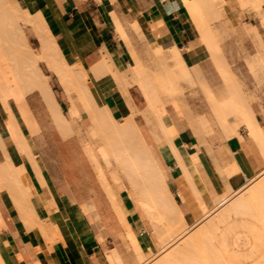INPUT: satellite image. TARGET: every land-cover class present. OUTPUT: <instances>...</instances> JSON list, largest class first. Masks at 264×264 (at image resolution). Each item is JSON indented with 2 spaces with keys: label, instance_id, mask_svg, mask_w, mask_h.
I'll return each instance as SVG.
<instances>
[{
  "label": "crops",
  "instance_id": "0c3cea01",
  "mask_svg": "<svg viewBox=\"0 0 264 264\" xmlns=\"http://www.w3.org/2000/svg\"><path fill=\"white\" fill-rule=\"evenodd\" d=\"M20 1L33 11L38 10L43 14L50 33L68 61L75 59L71 47L73 44L88 66L96 64L103 56H109L115 66L128 62L127 69L119 70L124 72L132 83L136 81L138 84L143 74L148 77L138 54V51L144 49L147 44L168 43L171 56L172 49L175 48L184 63L180 48L175 43L190 37L191 25L189 27L188 12L181 0ZM109 8L116 13L118 20L125 27L127 23L136 22L143 39L138 41L130 34L128 36L129 32L126 31L125 36L129 43L126 44L118 35L111 17L108 16ZM47 75L49 76L48 85L64 119L68 122H66L68 127L70 126V133H66L64 127L57 125L37 91H32L31 96L26 95L39 129L30 134V138L32 137L31 141L33 140L36 158L44 173L46 185L39 182L30 167L28 170L32 175V189H34L31 202L38 209V217L44 220L46 226L52 228L58 239L52 244V253L46 254L41 249L38 250L39 238L24 228L22 221L15 213L14 204L8 192L2 191L0 192V212L6 224V228L0 235V258L3 264H37V261L40 264H136V260L139 263L151 264L153 262H148L144 258L145 250H151L153 246L150 227L151 232L159 238V252L163 253L159 256L161 258L166 250L176 247L192 232H196L204 222L210 220L209 217L213 213L207 215L208 217L200 214L199 202L210 197L211 204L213 203L210 209L214 207L213 212H215L228 201V190L231 187L234 190L233 193L241 194L251 181H255V185L248 191L246 198H238L221 210L224 211L225 217L218 224L213 243L224 257L233 256L223 236L224 232L230 228L229 219L242 211L245 201L260 198L264 201V124H260L256 119L249 102L238 95L239 93L230 98L234 101L230 107H226L225 123L227 109L238 110L246 133L241 137L236 130H231L224 123L226 133L224 134L228 137L226 155L223 156L218 150L210 149L211 159L206 156L200 160L202 163L200 167V146H198L201 139L200 128L207 119L194 118L196 127L185 125V131L191 135L196 146V149L191 151L184 147L185 154L171 153L167 141L158 140L159 149L163 153L162 160L175 166L170 177L153 154V149L147 141L149 134H144L139 126L157 168L158 176H155V179L158 186L150 195L148 193L150 191L149 175L145 173V186L136 194L129 179L128 187L119 182V171L115 164L112 165L110 174H106L111 179L114 174L112 172L117 173L118 181L111 179L116 184L112 185L110 182L113 201L111 194L103 184H100L101 180H98V164H100L98 156H101L93 150L96 156L94 159L87 149V144L90 145L88 140H93L91 133L96 134V126L85 110L78 109V116L70 114L68 110L70 101L61 82L52 71H49ZM52 75L56 78L55 83L49 81ZM110 78L100 80L98 85L105 93L104 99L111 116L121 120L127 115L130 104L136 107L137 98L132 91L134 85L130 84L126 94H123ZM148 79L155 86L149 77ZM139 87L145 96L140 84ZM214 99L217 102H223L215 97ZM246 116H250L249 122ZM134 120L136 122L135 117ZM174 125L179 132L175 122ZM83 127H85L83 133L87 139L82 137L84 136ZM180 141L184 144L181 138ZM82 144L95 169L97 167V175L89 161L79 154V147ZM102 144L105 145V143ZM102 160L105 167L114 162L112 158ZM16 161L21 160L16 158ZM211 170L212 176H216L222 183L212 179L209 174ZM202 174L205 176L203 177ZM171 182L176 185V194L181 205L177 203L169 189ZM220 185L223 186L220 187ZM214 186L220 187L219 190ZM208 188H212L215 194L211 195ZM115 204L120 205L123 210L125 222L120 220ZM165 206H168L170 210L165 212ZM149 207L151 212L147 209ZM262 208L260 216L264 219V205ZM179 212L182 213L181 217L185 224L179 230L168 233L166 227L168 221L177 222L180 219ZM193 213L197 215L194 216ZM189 215L193 218V222L187 224ZM120 225L123 228H120ZM127 226L134 230L139 249H135L127 237ZM137 232H139L138 235ZM3 243L6 244L3 246ZM17 253L21 258L19 260H17Z\"/></svg>",
  "mask_w": 264,
  "mask_h": 264
},
{
  "label": "bare ground",
  "instance_id": "6f19581e",
  "mask_svg": "<svg viewBox=\"0 0 264 264\" xmlns=\"http://www.w3.org/2000/svg\"><path fill=\"white\" fill-rule=\"evenodd\" d=\"M237 1L241 8L246 7L254 9L257 12L256 14L261 15V23L264 21V15H262L264 0ZM181 2L200 35L206 37V35L209 34L210 36L211 27L209 26L208 19L219 20L221 16H223L225 1L181 0ZM52 12H54V10ZM108 16L113 19L120 37L127 39L122 24L111 8L108 9ZM47 17L48 16H46V18ZM44 19L40 11L37 10L32 12L28 10L20 0H0V192H8L14 204L15 213L22 221L24 228L28 232L34 233V235L39 238L40 245L38 246H40V248L37 246L39 248L38 250L41 249V251L49 254L52 253V244L58 238L52 228L46 226L44 224L45 222H43L44 220L38 217V209L31 202V194L34 192V189H32V175L28 168L30 167L33 170L34 175L40 183L45 184L46 182L44 173L36 158V150L32 143L33 140L31 141L32 137L30 138V134H33L39 129L35 116L26 100V94L31 90L37 91L43 104L46 106L57 125L64 127L66 133H70V126L68 127V122L64 119L60 107L53 97L52 91L48 85L49 76L42 72L38 64L39 61H42L47 69L52 71L61 82L70 101V106L68 108L70 114L72 116L79 115L76 101L79 102L83 110L88 113V116L97 128L96 130H98L101 136H104V140L108 144L109 152L113 154L114 159L117 161V169L123 168L136 194L145 186V173L149 175V185L151 184L152 188L155 189L158 186L155 179L158 173L155 162L150 156L145 144L140 127L134 120L138 109L130 104L126 116L121 120L113 118L104 99L105 93L98 85L100 80L111 77L117 83L120 91L126 94L127 87L132 84V81L124 72L120 71L114 65L109 56H103L101 60L92 66L86 65L73 44H71V47L75 59L68 61L66 56L61 53V48L56 44L55 38L50 33L47 22ZM135 27V29L139 27L137 23H135ZM24 28L34 35L38 41L36 50H32L27 43ZM252 29L255 35H257V31L254 27ZM202 37L201 39L204 40V43L207 37L205 39ZM218 43L219 42H217V44ZM157 50L159 49L157 48ZM157 50L156 52H159ZM172 56L173 59L177 61V64H180L179 66L182 73H185L183 77L187 79L190 78V74H187L188 71L175 48L172 49ZM219 56L220 55L216 56V58L218 57V62L221 58ZM220 64L221 67H224L220 68ZM220 64L217 65L219 70L225 69V72L231 74L230 69L227 68V64V67L222 65V63ZM227 73H223V77L224 74L226 77ZM186 75H189V77ZM229 78L228 80H230ZM189 81H191V79H189ZM139 84L144 90L147 101L144 112L139 110V112L141 111L140 114L144 115L146 119H150L151 117L154 118L157 125L162 128L164 133L161 132L163 135H166L164 138H166L169 144L171 153L175 155L185 154V146L180 141V134L174 125V119H172L174 116L171 115V117L169 111L166 110L167 108L165 109L163 104V102H167L163 101L165 98L162 102V98L160 99L159 97L164 96V94L158 95L159 92H157L156 87L151 84L145 74H143ZM164 86L171 89L170 82H168V86L167 84H164ZM166 87H164L165 91H168L169 89H166ZM167 91V94L170 93V91ZM236 93H239V91L237 89L234 90L233 87L232 94ZM169 98H171L170 94ZM170 100L173 105V107L171 106L173 108L172 110L175 109L176 115L183 120V124L187 127H196V122L190 109L186 106V103L175 100L174 98ZM233 101V99H230L228 102H217L214 98L210 100L211 110H213L218 117L223 127L225 123L226 107H230ZM170 102L169 104L171 105ZM246 119L249 122L250 116H246ZM2 130L3 132H1ZM87 149L92 157L96 159L95 153L89 144H87ZM16 158H19L21 161L17 162ZM106 174L101 164H98V176L100 178L98 179L101 180V184H103L106 190L111 194L112 200L114 201L110 182L111 179L118 181L117 173L112 172L113 177L111 179L107 177L108 175ZM210 200V197L209 199L206 197L198 203L199 213L206 217L214 213V207L212 210L210 209L213 205ZM44 207L47 208L45 204ZM115 207L120 215V220L125 222V215L120 205L115 204ZM142 207L145 208V205L142 204ZM147 209L151 212L150 207ZM167 210L169 211L170 208L165 206V212ZM181 214V212L178 213L180 219L177 222L170 223L168 221L166 225L168 233L179 230V228L185 224ZM193 215L196 216L197 213H193ZM224 217V211L218 212L214 217L205 222V224L201 225V228L199 227L196 232L177 244L176 247L166 250L161 258L151 264H192L193 262H181L184 257L190 256L191 254L199 258L198 261H195L197 258L195 259V257H193V259H195V263L193 264H224L223 259H225V257L216 249L213 243L215 231L218 224L224 220ZM5 228L6 224L0 212V235ZM127 237L134 248L139 249L135 232L128 226ZM5 244L3 243V246ZM196 250L197 255H194ZM17 258V260H19V253H17ZM200 258L201 260L203 259L202 263L199 262L201 261ZM189 261L191 262V260ZM261 261L262 260H259V263L256 262V264H263L264 261ZM225 263L228 264L227 262ZM229 263L231 264L230 261ZM0 264H3L1 258ZM37 264H40V262L37 261Z\"/></svg>",
  "mask_w": 264,
  "mask_h": 264
},
{
  "label": "rangeland",
  "instance_id": "374dc122",
  "mask_svg": "<svg viewBox=\"0 0 264 264\" xmlns=\"http://www.w3.org/2000/svg\"><path fill=\"white\" fill-rule=\"evenodd\" d=\"M224 1L225 6L223 16H221L219 20H211V18L208 19L211 30L210 36L209 34H207L208 36L206 35L207 39L204 43V40L201 39L202 36L200 35L196 26L192 23L189 14V27L191 25L190 37L188 39H184L183 41H178V43H175L176 46L180 48L179 51L181 53L182 59L184 60L185 68L188 71V73H186L190 74V78L187 79L183 77L185 76V73H182V70H180L179 66L180 64H177V61L173 59V56H171L170 49H168V43H164L163 45L147 44L144 49L138 51L139 57L141 58V61L143 63L144 70L148 77L155 84L157 92H159L158 95H162V93L164 94V96L162 97L159 96L160 99L162 98L161 101L165 98V100L163 101L170 102V99L174 98L175 100H179L180 102H185L186 106L190 108V112L193 118L207 119L206 123L203 124L200 128L201 139L198 143V146H200L199 162L206 156L211 159L209 156L210 149L218 150L223 156H225L227 153L226 140L228 139V137L225 136L226 133L224 127L221 125L220 120L215 115L213 110H211L210 100L212 98L215 97L219 101L228 100L234 95L232 94V90L234 87V90L237 89L239 91L238 95H241L244 100L251 104L255 113V117L260 122V124H264V21H262L261 23V15L256 14L257 12L254 9L246 7L241 8L237 0ZM22 4L24 5V7H27L28 10L33 12L32 8L28 7L25 3ZM262 15H264V5L262 6ZM135 23L136 22H133L132 24L127 23L126 27L124 25H122V27L124 33L127 31V33L129 32L128 36L130 34L138 41H140L143 39L142 33L140 32L139 27L135 29ZM114 27L117 31L115 23ZM253 27L257 31V35H255V33L253 32ZM24 30L27 43L32 48V50H36L38 41L36 40L34 35L27 31L26 28H24ZM206 37L202 38L205 39ZM123 39L126 44H129L127 39ZM217 42L219 43L217 44ZM164 45L166 46L165 48L162 47ZM157 48L159 50H157ZM156 50L159 52H156ZM218 55H220L219 57H221L219 59V62L218 57L216 58V56ZM220 63L225 66L227 64L228 67H226L230 69L231 74L225 72V69L219 70V67L217 65H219ZM38 64L45 74H49L50 70L45 67L43 62L39 61ZM128 64L129 63L126 62L123 65L116 64V66L118 69L124 70L128 68ZM219 66L220 68L224 67H221V64ZM223 73H227V76L225 77L224 74L223 77ZM186 76L189 77V75ZM228 78L230 80H228ZM189 79H191V81H189ZM110 80H112L117 87V83L112 78H110ZM49 81L55 83L56 78L54 77V75L51 76V80ZM168 82H170L171 89L164 86V84H167L168 86ZM132 85H134L132 91L135 94L134 96L137 98L135 104L136 108L138 109V112L135 115L136 123L141 127V130L144 134H149V136L147 137V141L153 149V154L157 162L162 166V168L167 172V175L170 177L171 171L172 169H175V166L173 164H168L167 162L165 163L162 160L161 154L163 153L158 146V140H166V138H164V136L166 137V135H163L164 132L162 131V128L157 125L154 118L151 117L150 119H146L144 115L140 114L141 111L144 112L145 107L147 106V101L141 88L139 87V84L135 81L132 83ZM164 87H166V89L168 88L169 90L166 91H170V93L167 94ZM32 91L33 90L29 91L26 95L29 94V96H31ZM169 94L171 98H169ZM10 102L12 103L11 100ZM169 102L167 104L163 102L164 107L165 109L167 108L166 110L169 111L170 116H174L171 117L172 119H174L175 124L179 127L180 138L184 142L185 148L188 151L196 149L191 135L187 131H185L186 127L185 125H183V120L176 115L175 109L172 110V102H170L171 105L169 104ZM76 104L79 110H83L79 102L76 101ZM139 110L141 111L139 112ZM216 119L218 120V122ZM225 124L231 130H236L237 134H239L240 136H244L246 133V129L244 128L243 123L240 121V112L238 110L227 109ZM232 126H234V128H232ZM1 132H3V130ZM83 132H85V127L82 128V133ZM83 134L84 136L82 135V137H85L87 139L85 133ZM91 134V139L93 140L88 141L95 153H99L102 157H99L97 154L99 163L102 165L106 173L110 174L112 165H117V161L114 159L113 154L109 152L108 144L104 140V136L102 135V137L98 130H96V134ZM102 143H105V145H103ZM205 147L209 148V150ZM79 149V154L89 161V163L94 168V172H96L97 175V167L95 169L93 162L85 151L84 144H82ZM108 158H112L114 162L105 167L102 159L106 160ZM201 164L202 163L200 162L199 167L201 166ZM118 171L120 176L119 182L125 184L126 187H128L129 180L127 178V175H125L126 172L123 170V168H118ZM211 173H213L212 170L209 174ZM204 176L205 175H203V177ZM212 179L218 183H222L216 176H212ZM111 184L114 185L116 184V182L111 181ZM254 185L255 181H251L247 185L246 190L243 189L241 194L233 193L234 190L231 187L228 190V201H226L224 205L217 209L209 218L211 219L212 217H214L215 214L223 210L225 207L229 206L238 198H246L248 191ZM148 186L150 187V191L148 193L151 195L154 193V191L151 184ZM222 186L223 185H220V187ZM214 187L217 190H219L220 188L218 186ZM169 189L172 192L177 203L181 205L182 203L176 194V185L174 182H171L169 184ZM208 190L211 195L215 194L212 188H208ZM110 202L112 204L111 200ZM263 205L264 201L261 198L258 200H247L245 201V205L242 208V211L232 215L229 219L228 224H230V228L224 232L223 236L225 237L226 245L233 256H226L225 259H223L224 264H226L225 262L230 264L229 261L231 262V264H256V262L259 263V260H262L261 262L264 261V219H262L260 216L262 213ZM188 217L189 218L187 224H190L193 222V218H191L190 215ZM120 228H123L122 225H120ZM151 230L152 228L150 227V233L153 236V246L151 250H145L144 258H146L148 262H155V260L159 258V256H161L163 253L159 252V238L155 236L154 233L151 232ZM138 233L139 232H137L136 234L138 235ZM192 234L193 232L190 235ZM197 250L195 251L194 255H197ZM190 256H186L188 258L184 257L181 262L187 261L188 263H195L194 260L196 258L197 260L195 261L199 260L197 256H192V254ZM193 257H195V259H193ZM189 260H191V262ZM202 260L199 262L202 263ZM136 264L146 263H139L138 260H136Z\"/></svg>",
  "mask_w": 264,
  "mask_h": 264
}]
</instances>
